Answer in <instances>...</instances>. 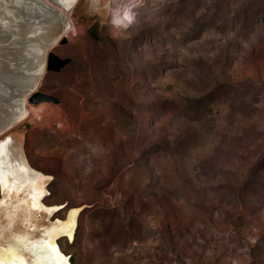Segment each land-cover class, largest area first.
<instances>
[{
  "label": "rangeland",
  "instance_id": "374dc122",
  "mask_svg": "<svg viewBox=\"0 0 264 264\" xmlns=\"http://www.w3.org/2000/svg\"><path fill=\"white\" fill-rule=\"evenodd\" d=\"M46 2L74 24L37 87L60 102L0 146L53 220L88 205L72 263L264 264V0Z\"/></svg>",
  "mask_w": 264,
  "mask_h": 264
},
{
  "label": "bare ground",
  "instance_id": "6f19581e",
  "mask_svg": "<svg viewBox=\"0 0 264 264\" xmlns=\"http://www.w3.org/2000/svg\"><path fill=\"white\" fill-rule=\"evenodd\" d=\"M53 1H57L63 12H70L80 0ZM3 3L5 15H0V125L15 117L16 122L10 130L27 117L28 97L37 90L47 72L49 51L74 28V24L63 17L62 27L59 26L62 31L55 34L54 25H57L56 16L59 15L55 16L46 0H4ZM8 151V145L2 143L0 264H73L59 240L72 236L79 210H70L67 221L53 220L59 207L44 203L46 190L38 187L40 182H36L32 171L14 161Z\"/></svg>",
  "mask_w": 264,
  "mask_h": 264
},
{
  "label": "water",
  "instance_id": "95a60500",
  "mask_svg": "<svg viewBox=\"0 0 264 264\" xmlns=\"http://www.w3.org/2000/svg\"><path fill=\"white\" fill-rule=\"evenodd\" d=\"M54 3L56 5H58L57 1H54ZM52 12L55 14L56 10L54 8H52ZM58 15H60V12H59ZM66 42H67V39H66V37H64L62 39V41H61V44H65ZM70 62H71V58H63V57H60L59 55H57L56 53L50 51L48 53V55H47V62H46L47 72H50V71L59 72L66 65H68ZM32 81H34V80H32ZM35 81H36V79H35ZM28 100L31 103H34V104H38V103L45 102V101L46 102H54V103H59L60 102L59 98H57V97H55L53 95H50L48 93H45V92H42V91H37V90L34 91L33 93L29 94ZM15 122H16V118L12 117L8 122H5L4 124H1L0 125V133H2L3 131L8 130L9 127ZM49 177L52 179L51 176H49ZM87 207H88V205H81V206H78V207H72L69 210H76V209L79 210V212H78V216H79L83 212V210L86 209ZM68 260L69 261L71 260V255H68Z\"/></svg>",
  "mask_w": 264,
  "mask_h": 264
}]
</instances>
